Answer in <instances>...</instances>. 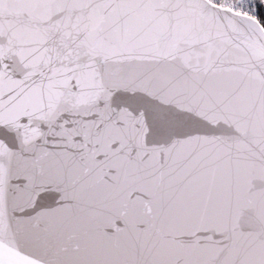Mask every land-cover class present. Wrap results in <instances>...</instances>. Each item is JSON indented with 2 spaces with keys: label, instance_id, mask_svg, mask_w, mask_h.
<instances>
[{
  "label": "snow or ice",
  "instance_id": "snow-or-ice-1",
  "mask_svg": "<svg viewBox=\"0 0 264 264\" xmlns=\"http://www.w3.org/2000/svg\"><path fill=\"white\" fill-rule=\"evenodd\" d=\"M0 264H264V0H0Z\"/></svg>",
  "mask_w": 264,
  "mask_h": 264
}]
</instances>
